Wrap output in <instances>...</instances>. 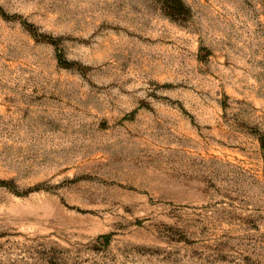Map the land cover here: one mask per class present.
I'll use <instances>...</instances> for the list:
<instances>
[{
	"label": "rangeland",
	"instance_id": "obj_1",
	"mask_svg": "<svg viewBox=\"0 0 264 264\" xmlns=\"http://www.w3.org/2000/svg\"><path fill=\"white\" fill-rule=\"evenodd\" d=\"M173 1L0 0V264H264V0Z\"/></svg>",
	"mask_w": 264,
	"mask_h": 264
},
{
	"label": "trees",
	"instance_id": "obj_2",
	"mask_svg": "<svg viewBox=\"0 0 264 264\" xmlns=\"http://www.w3.org/2000/svg\"><path fill=\"white\" fill-rule=\"evenodd\" d=\"M173 2L174 3L171 6V12H172L171 14L172 15H175V16H182V15H184L185 14V8L181 4V2L180 1H177V0H174ZM0 13H1V15L3 17L6 18V14L4 12H1L0 11ZM59 60H62V57L61 56H59Z\"/></svg>",
	"mask_w": 264,
	"mask_h": 264
}]
</instances>
